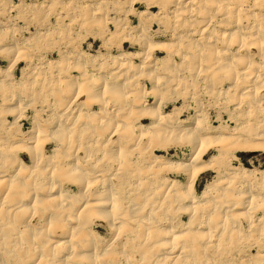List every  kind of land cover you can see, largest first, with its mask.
Instances as JSON below:
<instances>
[{
  "label": "bare ground",
  "instance_id": "obj_1",
  "mask_svg": "<svg viewBox=\"0 0 264 264\" xmlns=\"http://www.w3.org/2000/svg\"><path fill=\"white\" fill-rule=\"evenodd\" d=\"M135 1L0 0V37L13 39L0 43V255H12L13 264H235L234 257L221 260L235 252L222 247H233L243 231L264 230L242 211L264 204L254 194H264V171L233 164L242 154H264V27L237 26L242 10L230 0ZM214 14L220 27L233 30L217 36ZM133 16L142 21L141 35L128 25ZM152 19L163 35H152L154 26L145 23ZM73 25L76 36L98 28L110 40L116 34L120 46L103 39L104 53L92 56L63 43L62 32L73 34ZM31 30L35 38L25 40ZM166 34L173 42H158ZM130 40L137 52L126 51ZM241 63L243 71L236 68ZM198 78L210 86L204 96L226 102L238 93L229 118L246 117V126L207 131L198 116L183 126L177 109L166 113L164 95L186 91ZM197 97L192 94L202 118L207 106ZM30 120L32 131H24ZM180 142L192 150L185 163L164 156ZM207 173L217 180L199 195ZM243 215L246 227L236 221ZM105 226L114 236L110 245L99 244ZM262 243L253 250L256 262L246 253L241 264H264Z\"/></svg>",
  "mask_w": 264,
  "mask_h": 264
},
{
  "label": "rangeland",
  "instance_id": "obj_2",
  "mask_svg": "<svg viewBox=\"0 0 264 264\" xmlns=\"http://www.w3.org/2000/svg\"><path fill=\"white\" fill-rule=\"evenodd\" d=\"M219 1V0H218ZM221 1H223V0H221ZM232 1V2H231ZM32 2V1H31ZM136 3L137 2H140V0H136L135 1ZM134 2V3H135ZM230 2L232 3V4H235V5H237V9H238V11L239 10H242V12L240 13V15H241V17L242 18H244V19H242V20H237L236 19V21H235V23H236V25L237 26H247V25H249V28H250V30H254V31H257V29H258V27H259V24H261L260 26L263 28L264 27V0H241V1H239V0H230ZM234 2V3H233ZM133 3V5H135ZM132 5V6H133ZM130 6V5H129ZM254 8V9H253ZM136 9H138L137 11H144V8L141 6V5H136ZM249 9V10H248ZM244 10H247L248 12H250L249 13V15H247L246 16V14H244L245 12H244ZM158 11L159 10H154V14H157L158 13ZM254 12V13H253ZM41 14V13H40ZM252 14H254V15H256L255 17L254 16H252ZM41 15H43V13L41 14ZM203 15H205V14H203ZM209 15V14H208ZM215 15L216 14H214V16H212L211 17V19H213V28H212V30H214V28H215V33L217 34L218 32H224V28L225 29H227V31H229V32H231L232 30H233V28L232 29H230L229 27H227L226 25H224V27L222 26V27H220L219 26V23H218V20L216 21L215 20ZM123 16V15H122ZM121 16V17H122ZM252 16V17H251ZM259 16V17H258ZM124 17V16H123ZM201 17V16H200ZM249 17H250V19H249ZM202 18V17H201ZM219 18V17H218ZM256 18H258V19H256ZM130 20V21H129ZM129 20H127V22H128V25L131 27V28H136L137 29V31H139V29H138V26L141 24V19H139L138 17H132V18H129ZM155 19H152V20H148V21H146L145 23H147V25L148 26H154L155 25V21H154ZM250 20V21H249ZM233 21H234V19H233ZM129 22H130V24H129ZM259 22H261V23H259ZM144 23V24H145ZM152 23V24H151ZM250 24H251V26H250ZM170 25H171V27H173L174 26V22H172V23H170ZM205 25V23H203V24H201L200 26H199V30H200V28H201V26L203 27ZM218 25V26H217ZM257 25H258V27H257ZM74 27H73V29L72 28H70L71 30H73L72 32H73V34H71V31L68 33V30H66V32H62V35L60 36L61 37V41L63 42V43H66V42H68V43H70V45L71 46H83V48H84V51L86 52V53H89V54H91L92 56H94V55H97L98 53H104V43H103V39L104 40H106L107 42H109L110 43V41H116V44L114 45V46H120V43H119V39L118 38H116V34L115 35H113L112 37L114 38L113 40H110V37H109V34H106L107 33V31H103L101 28H98V29H101V31L100 30H98V29H96V30H93V29H91L92 31H90V29L88 30V32H89V34H86L87 33V31H84V30H82L81 31V33L82 34H79L78 36H76L75 35V30L74 29H76L75 27V25H73ZM215 26V27H214ZM205 27V26H204ZM203 27V28H204ZM217 27H220L221 28V30L219 29V28H217ZM158 28H159V26H158ZM107 29V28H106ZM211 29V28H210ZM209 29V30H210ZM228 29H230V30H228ZM141 30V29H140ZM217 30H218V32H217ZM97 32V36L95 37V36H93L92 34H93V32ZM100 31V32H99ZM102 31L104 32V33H102ZM108 31L110 32V33H113L114 32V26H111V28L109 27L108 28ZM137 31H132V32H136L137 33ZM260 31H264V28L263 29H260ZM86 32V33H85ZM141 31H139L137 34H139V35H141V33H140ZM30 33H31V35H29V34H24V39L25 40H28V38L30 39V38H35V33H36V31H34V30H31L30 31ZM92 33V34H91ZM158 33V30H157V27L156 26H154V28H153V31H152V35H154L155 34V36L156 37H158V36H161V35H163V34H157ZM264 33V32H263ZM101 34L102 35H104V34H106V35H104V36H101ZM93 37H92V36ZM158 35V36H157ZM167 35V36H166ZM166 35H164L163 36V38H161V41L159 40H156V41H158V42H162V43H171V42H173V39H172V37H171V35L170 34H166ZM8 36H10V34H8L7 35V37H6V35H5V37H3L4 39L3 40H1V37H0V43H1V41H2V43L3 42H9L8 44H12L13 43V39H12V36H10V37H8ZM64 36V37H63ZM107 36V37H106ZM217 36H218V34H217ZM216 36V37H217ZM67 37V38H66ZM108 37H109V39H108ZM205 37H207V36H205ZM9 38V39H8ZM56 38H57V36H56ZM73 38H74V40H73ZM197 38H198V36H197ZM196 38V39H197ZM6 39V40H5ZM8 39V40H7ZM90 39V40H89ZM24 40V41H25ZM58 40V41H57ZM57 42H60V40L57 38ZM68 40V41H67ZM76 40V41H75ZM110 40V41H109ZM132 40H130V42L127 44V48H126V51H130V52H132V53H134V52H137V51H133V50H130V48H128L129 46H133L134 44L131 42ZM41 43H43V40H40V42H39V44H40V46L42 45ZM234 44L233 45H236V42H233ZM111 44V43H110ZM24 45V44H23ZM43 45H44V43H43ZM132 48H135L134 46L132 47ZM131 48V49H132ZM114 49V48H113ZM202 49H204V47H202ZM236 49V51H237V49L238 48H235ZM81 50V49H80ZM102 51V52H101ZM203 51V50H202ZM114 55H117V53L116 54H114ZM245 55H246V53L244 52L243 53V55L242 56H239V57H244L245 58ZM162 57H164V54L163 55H161L159 58H162ZM54 58H58L57 57V55H55V57ZM1 61H3V62H1V65L3 66V67H5V68H8L9 67V63L6 61V60H4V59H2ZM258 62H260V59H258ZM245 66V67H244ZM24 67V66H23ZM22 67V68H23ZM236 68L239 70L240 69V71H243L244 70V68H246V65H245V63H241V64H238V65H236ZM243 69V70H242ZM235 72H237V70L235 71ZM198 73V72H197ZM195 75V76H194ZM194 77H195V79L197 78L196 77V73H194ZM206 82L204 81V79L203 78H198L197 79V83L196 82H194V84H193V82H189V84H191V85H189L190 87H189V89H188V87L186 88V91L183 89L182 91H178L177 93H173V92H171L172 94L171 95H169V94H165L164 95V97H163V100H164V102H166V105L169 107V109L167 110V112L166 113H173L174 112V110L175 109H177L178 111V118H179V120H180V122L182 121V125L183 126H189V125H191V123L193 122V119L194 118H196L197 116L198 117H200V120H203V121H201V123L202 122H205L204 124H203V128H206V130L208 131V129H207V126L209 127L210 126V128H209V131H211L210 129H212V130H214L216 127H223V128H225V130H224V132L225 133H228V132H230L233 128H235V126H237V125H239L240 123L239 122H242V117H240V116H238V120H236V121H231L230 120V113H232V111H233V109H235L236 108V106L238 105V102L239 101H237V103H236V100H237V96H240L238 93H236V95H235V93H233V95L234 96H236V98H233V100H230V101H226L227 102V105H225L226 104V102L225 101H223V99H218L217 97H215L214 96V94H213V97L212 96H207V95H205L204 96V92H203V89L205 88V86L206 85H208V84H205ZM219 84H221V85H224L225 84V82L223 81V82H221V83H219ZM219 84H215V85H213L214 86V88H222V86L221 85H219ZM193 85V86H192ZM216 85H218V86H216ZM227 85V84H226ZM204 86V87H203ZM209 86V85H208ZM208 86H206V88H208ZM216 86V87H215ZM210 87V86H209ZM202 88V89H201ZM205 88V89H206ZM189 90V91H188ZM195 90V91H194ZM188 91V92H187ZM216 92V91H215ZM192 94H196V95H198V96H200L199 98H198V100H199V102H201L202 100V107L204 108L205 106H207L206 108H204L203 110V112L202 113H204L203 114V116H202V118H201V113L199 112V111H197V109L195 108V101H193L192 100ZM168 96H169V98H168ZM202 96V97H201ZM203 96H204V98H203ZM211 97V98H210ZM215 98H216V100H215ZM166 99V100H165ZM236 99V100H235ZM39 101V100H38ZM37 101V102H38ZM184 101V102H183ZM41 102H43V101H40L39 103H41ZM46 102V101H45ZM168 102V103H167ZM217 102V103H216ZM229 102V103H228ZM234 102V103H233ZM218 103H221V106H215L216 104H218ZM231 103V104H230ZM170 104V105H169ZM204 104V105H203ZM222 104H224V105H222ZM231 107H230V106ZM227 106V107H226ZM220 107H222L223 109H220ZM225 107H226V109H225ZM247 107L248 106H245V108L243 107V109L242 110H244V111H246L245 109H247ZM229 110H228V109ZM206 110V111H205ZM226 111V112H225ZM29 114H32V110H29ZM238 115V114H237ZM29 116H31V115H29ZM219 116V117H218ZM230 117V118H229ZM218 118L220 119V120H218ZM241 118V119H240ZM251 119H253V118H251ZM44 120V119H43ZM228 120V121H227ZM239 120H241V121H239ZM246 117H245V120L243 119V124L246 126ZM252 122H254V121H252ZM151 122H147V124H150ZM207 123V124H206ZM220 124H221V126H220ZM223 124V125H222ZM34 124H32V122H31V120L30 121H28L27 123H25V124H23V129H24V131H27V132H30V131H32V127H34L33 126ZM205 125V126H204ZM212 127H214V128H212ZM226 127H229V128H231V129H226ZM248 127H249V123H248ZM223 132V133H224ZM248 135V131H247V133H245L244 134V136H247ZM157 143V142H156ZM169 144H172V142L170 141V143ZM177 146V147H176ZM176 146H174L173 147V149H172V151L171 152H169V155L167 154V155H164V156H166L167 158H169L170 160H172V161H174V162H183V163H185V162H188V161H190V160H188V159H191L192 158V150L186 145V143H184V142H180V144H179V146L178 145H176ZM186 146V147H185ZM154 148H155V146H154ZM52 149V148H51ZM216 153L215 152H211L209 155H208V157L206 158V160L207 159H209L210 157H212V156H214ZM162 155V154H161ZM190 155V156H189ZM138 156H140V155H138ZM143 156H145V154L143 155ZM142 156V157H143ZM127 158V157H126ZM129 158V157H128ZM27 159V161H28V157L26 158ZM131 158H129V160H130ZM187 159V160H186ZM241 160H238V161H234L233 162V164L235 165V166H238L239 165V163L238 162H241L242 163V165L244 166V167H246L247 169H249V170H260V171H264V154L263 153H255V154H251V153H249V154H242V157L240 158ZM128 162V161H127ZM142 164L140 163V166H139V168H143L142 166H141ZM12 167H14L13 165L12 166H10L9 168H12ZM115 168V169H114ZM118 169V167L116 166V165H114L113 166V170L112 171H116ZM225 170H227V168H225ZM144 172H142L143 174L144 173H146V170H143ZM176 174H177V172H172V175L171 174H169L168 176L169 177H171V178H175L176 177ZM178 174H180V172H178ZM164 174L162 173V176H163ZM161 175L159 174V177H160ZM158 177V176H157ZM158 179H160V178H158ZM1 180V179H0ZM217 180V175L215 174V173H207V174H205V175H203V176H201L200 177V179H199V181H198V184H197V186H198V188H197V193L200 195L202 192H203V190L205 189V187L208 185V184H210V183H212V182H214V181H216ZM125 182H127V184H128V181L126 180ZM159 182H160V180H159ZM120 188V191L122 190H124L123 188H125L124 187V185H123V182H122V184H121V186H119ZM245 190V189H244ZM121 191V192H122ZM159 191V190H158ZM158 191H156L157 192V197L158 198H160L159 196H160V191L158 192ZM159 194V195H158ZM254 194L256 195V196H260L259 198L261 199V198H263L264 197V194L262 193V192H258V193H256V192H254ZM1 199V198H0ZM0 201H2V199L0 200ZM258 206L259 207H256L255 209H253L252 211L251 210H249V212H246V210H244L243 208V210L242 211H245V213H248L249 214V219L251 218V217H253L254 219V221L257 223V224H259L258 226H260V228L262 227V226H264V217L262 218V220L261 221H263V222H259L258 221V219L260 218V217H262V215H264V204L262 203V205H260V204H258ZM241 209V208H240ZM8 210V209H7ZM219 213V211L217 212V214H215L214 216H216V218H218V220L220 219V214H218ZM177 215V214H176ZM175 215V216H176ZM172 218H175V219H177V218H181V217H184L185 219H186V221H189V219H190V216H187V217H185V216H180L179 214L175 217L174 216V214H171L170 215ZM245 215H243L242 217H240L238 220H236L238 223H239V225H240V223L242 222V225L241 226H243V227H246V223L248 222V220H247V216L246 217H244ZM22 218V217H21ZM166 218V217H165ZM246 218V219H245ZM242 219V220H241ZM244 219V220H243ZM19 220H20V218H19ZM22 220H24V217H23V219ZM40 226V225H39ZM41 227V226H40ZM42 227H43V224H42ZM259 228V229H260ZM221 231V230H220ZM99 232H100V234H101V236L103 237L102 239H103V241H99V244H103L105 241H107V245H108V243H109V245H110V243L112 242V240L114 239V236L112 235V234H110V232H109V229L105 226L103 229H99ZM138 233V234H137ZM142 233H143V231H137L136 230V232H135V236H137V238L141 241L142 239H144L145 240V238L142 236ZM220 233V232H219ZM218 232H217V234H219ZM139 235H141V237H143L142 239L141 238H139L140 236ZM239 237V238H238ZM225 238H228L227 236L225 237ZM234 238H236V242L235 243H232L231 245L233 246V247H229V246H225V247H222V250H220V252H225V249L224 248H226L227 250V253L228 254H230L231 253V251H235V252H232L231 253V255H225V257H221V260H223V261H227L226 259H228L227 258V256H229V258L230 257H234V261L236 262H234L235 264H241V262H242V260L245 258L244 257V255L246 256V253H248L247 255H252V262H254L255 260H257V258L258 257H256V252H253V250L254 251H256V247L255 246H257L259 243H262V244H264V230L263 231H261V230H259L258 231V229H257V232H250L249 230H246V232L245 231H243V232H241V233H239V234H236L235 236H234ZM238 238V239H237ZM238 240V241H237ZM94 241V240H93ZM109 241V242H108ZM222 241H224V240H222ZM103 242V243H102ZM226 243V242H225ZM233 244H235V245H233ZM2 245L3 244H1V242H0V248L3 250V247H2ZM238 247H239V249H238ZM244 247V248H243ZM251 248H252V250H251ZM1 249H0V251H1ZM230 249H232L231 251H230ZM238 249V250H237ZM240 250V251H239ZM250 250L253 252V254L250 252ZM2 252V251H1ZM226 252H225V254H227ZM238 253H240V254H238ZM243 253V254H242ZM6 255H8V256H6ZM10 254H6L5 252H3V254L2 255H0V257L2 258V259H5L6 260V262L8 263V264H13L15 261L13 260V257H12V255H10ZM215 254H214V251H211V253H210V256L212 257V256H214ZM235 255V256H234ZM240 255V256H239ZM243 255V256H242ZM17 259H20V257H18V256H15ZM242 257H244V258H242ZM21 260V259H20ZM14 261V262H13ZM18 261V260H17ZM256 262V261H255ZM6 263V264H7ZM77 264H81L79 261L78 262H76ZM75 263V264H76ZM18 264H20V263H18ZM83 264V263H82ZM122 264H124V263H122ZM126 264V263H125Z\"/></svg>",
  "mask_w": 264,
  "mask_h": 264
},
{
  "label": "crops",
  "instance_id": "obj_3",
  "mask_svg": "<svg viewBox=\"0 0 264 264\" xmlns=\"http://www.w3.org/2000/svg\"><path fill=\"white\" fill-rule=\"evenodd\" d=\"M94 34H97V32H94ZM136 46V45H135Z\"/></svg>",
  "mask_w": 264,
  "mask_h": 264
}]
</instances>
